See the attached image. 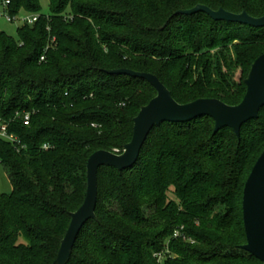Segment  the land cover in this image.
<instances>
[{"label":"trees","instance_id":"trees-1","mask_svg":"<svg viewBox=\"0 0 264 264\" xmlns=\"http://www.w3.org/2000/svg\"><path fill=\"white\" fill-rule=\"evenodd\" d=\"M197 4L264 15V0H48L47 13L40 0H10V15L38 18L17 38L0 29V119L19 141L0 137L11 184L0 191V264H53L85 197L88 157L130 141L156 91L110 70L152 73L181 104L242 100L264 27L175 15ZM263 150L264 106L239 138L228 127L214 133L209 117L154 126L132 167L98 169L95 217L65 264H261L241 249V207Z\"/></svg>","mask_w":264,"mask_h":264},{"label":"water","instance_id":"water-1","mask_svg":"<svg viewBox=\"0 0 264 264\" xmlns=\"http://www.w3.org/2000/svg\"><path fill=\"white\" fill-rule=\"evenodd\" d=\"M206 13L214 21L264 27V15L250 16L245 11L232 13L223 8L213 10L197 4L190 9L178 10L175 15ZM111 74L129 75L146 80L156 91V95L143 105L133 119L132 137L121 153L107 150L93 152L86 164V193L80 207L71 213L70 223L61 241L53 264H65L70 256L80 229L95 217L97 201V172L102 166L125 170L138 160L140 150L154 126L163 122L183 123L201 117H209L214 122V133L228 127L239 138L241 126L249 120L257 119L264 106V53L251 64L242 100L236 105H228L217 98H197L188 103H178L159 78L149 72H138L126 68L109 71ZM242 221L246 243L241 249L256 257L264 264V150L257 158L244 184L242 193Z\"/></svg>","mask_w":264,"mask_h":264},{"label":"rangeland","instance_id":"rangeland-1","mask_svg":"<svg viewBox=\"0 0 264 264\" xmlns=\"http://www.w3.org/2000/svg\"><path fill=\"white\" fill-rule=\"evenodd\" d=\"M40 5H41V12L42 13H47L48 12V0H40ZM26 16H30V13L25 12L24 10H20V12L18 13V15L15 17V20L8 22L3 18H0V29L4 30L7 34L11 35L14 38H17V27L22 25V18L26 17ZM65 17H70V16H65ZM229 51H233V47L230 46L228 48ZM220 49H211L210 50V54L213 55L217 52H219ZM234 78H237V75H234ZM0 191L2 193H10L11 192V184L9 182L7 173L5 172V170L3 169L2 165L0 164ZM170 196L173 197V194L170 192L169 193ZM183 226H179L178 229H182ZM162 256L161 258L164 257V254L167 255V251H162L161 252Z\"/></svg>","mask_w":264,"mask_h":264},{"label":"built area","instance_id":"built-area-1","mask_svg":"<svg viewBox=\"0 0 264 264\" xmlns=\"http://www.w3.org/2000/svg\"><path fill=\"white\" fill-rule=\"evenodd\" d=\"M9 3H10V0H0V18H3L6 21L11 22V21L15 20L16 16H12L8 13L7 9H8ZM37 18H38L37 14H30V16H26V17L21 19L23 22L22 24H30L31 25L37 20ZM43 59H44V55H42L40 57V60H43ZM29 117H30L29 113H26L24 115V119H23L24 124H27L29 122ZM7 127H8V124L4 123L0 119V137L10 141L11 143L17 144L19 142L17 137L11 133H8ZM43 148L47 149V148H49V145L44 144ZM173 236L174 237H179V236L182 237L180 229H176L173 233ZM155 256L157 257L158 261H162V258H161L162 254L161 253H157V254H155Z\"/></svg>","mask_w":264,"mask_h":264}]
</instances>
